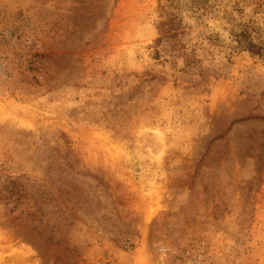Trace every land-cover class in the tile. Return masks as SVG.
Masks as SVG:
<instances>
[{
  "label": "rangeland",
  "instance_id": "obj_1",
  "mask_svg": "<svg viewBox=\"0 0 264 264\" xmlns=\"http://www.w3.org/2000/svg\"><path fill=\"white\" fill-rule=\"evenodd\" d=\"M184 247L264 264V0H0V264Z\"/></svg>",
  "mask_w": 264,
  "mask_h": 264
},
{
  "label": "built area",
  "instance_id": "obj_2",
  "mask_svg": "<svg viewBox=\"0 0 264 264\" xmlns=\"http://www.w3.org/2000/svg\"><path fill=\"white\" fill-rule=\"evenodd\" d=\"M181 255L186 258L187 264H214L209 253L205 249L197 247H184L181 250Z\"/></svg>",
  "mask_w": 264,
  "mask_h": 264
},
{
  "label": "trees",
  "instance_id": "obj_3",
  "mask_svg": "<svg viewBox=\"0 0 264 264\" xmlns=\"http://www.w3.org/2000/svg\"><path fill=\"white\" fill-rule=\"evenodd\" d=\"M169 28H167V22H161L160 24V31L162 32V35L165 36L166 33L168 32ZM161 39V36L157 39L158 41ZM16 189V186L13 185L11 190L14 192ZM20 193L18 194L19 197Z\"/></svg>",
  "mask_w": 264,
  "mask_h": 264
}]
</instances>
